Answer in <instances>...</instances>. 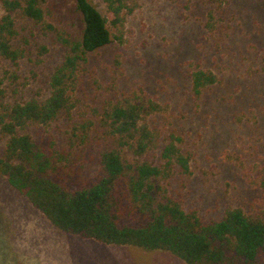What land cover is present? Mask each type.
<instances>
[{
  "label": "rangeland",
  "instance_id": "374dc122",
  "mask_svg": "<svg viewBox=\"0 0 264 264\" xmlns=\"http://www.w3.org/2000/svg\"><path fill=\"white\" fill-rule=\"evenodd\" d=\"M54 1L63 7L47 17L53 27L20 18L13 47L21 54L16 60L0 55V116L8 105L46 98L52 73L79 35L73 0ZM92 1L107 14L102 0ZM130 4L123 23L110 24L112 42L82 63L72 119L31 131L68 146L73 124L90 118L92 106L126 95L145 105L154 101L164 110L145 121L187 161L168 179L183 208L204 218L221 217L230 207L264 217V0ZM198 71H210L215 82L196 91ZM5 141L0 130V155ZM0 264L188 263L167 250L63 232L0 175Z\"/></svg>",
  "mask_w": 264,
  "mask_h": 264
},
{
  "label": "trees",
  "instance_id": "16d2710c",
  "mask_svg": "<svg viewBox=\"0 0 264 264\" xmlns=\"http://www.w3.org/2000/svg\"><path fill=\"white\" fill-rule=\"evenodd\" d=\"M102 1L106 15L92 0H73L79 35L52 73L46 98L8 105L0 116L6 137L0 175L63 232L167 250L188 264H264V217L230 207L221 217L204 218L172 195L168 179L176 164L186 168L187 161L174 141L163 140L145 121V115L164 110L156 102L145 105L126 95L92 106L90 118L73 124L68 146L31 131L32 125L72 119L82 63L112 42L110 24L118 27L124 12L133 10L132 0ZM0 3V55L12 60L21 54L13 47L19 19L51 28L47 17L63 7L54 0ZM215 79L210 71H198L194 88Z\"/></svg>",
  "mask_w": 264,
  "mask_h": 264
},
{
  "label": "crops",
  "instance_id": "0c3cea01",
  "mask_svg": "<svg viewBox=\"0 0 264 264\" xmlns=\"http://www.w3.org/2000/svg\"><path fill=\"white\" fill-rule=\"evenodd\" d=\"M140 248V247H139ZM142 249V248H141Z\"/></svg>",
  "mask_w": 264,
  "mask_h": 264
}]
</instances>
